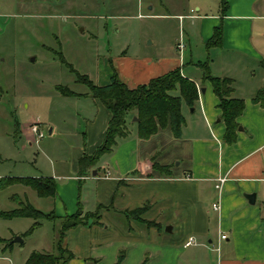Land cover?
<instances>
[{"label":"rangeland","instance_id":"1","mask_svg":"<svg viewBox=\"0 0 264 264\" xmlns=\"http://www.w3.org/2000/svg\"><path fill=\"white\" fill-rule=\"evenodd\" d=\"M253 12L252 45L262 58L234 49L206 48L196 16L220 15V0H0V185L2 177L52 176L56 168L71 170L75 147L83 145V132L97 111L89 86L78 81L71 67L100 85L123 54L176 56L187 76L201 75L197 63L209 60L212 75L236 81L238 96L259 83L264 88V0L257 1ZM65 88L75 94H64ZM183 106L189 126L199 114L192 111L194 106L188 108L185 102ZM15 119L31 130L36 124L31 122H41L44 136L16 140ZM133 119L130 136L137 133ZM108 158L104 155L80 184L85 211L97 209V176L104 174L101 167ZM26 197L36 208L48 209L49 199L30 187L15 183L0 188V264H25L34 251L55 250L42 248L57 235L61 219L44 220L23 237L22 244L8 246L15 232L24 234L33 225L32 218L4 216ZM198 242L206 246L167 245L163 261L157 257L151 264H218L217 245L213 249L208 239Z\"/></svg>","mask_w":264,"mask_h":264},{"label":"crops","instance_id":"2","mask_svg":"<svg viewBox=\"0 0 264 264\" xmlns=\"http://www.w3.org/2000/svg\"><path fill=\"white\" fill-rule=\"evenodd\" d=\"M257 1L228 0L227 10L221 7L220 15H195L200 19L203 43L207 44L215 28L222 26L223 42L215 48L239 50L262 58L252 45L249 19L256 16L253 11ZM115 65L122 80L134 88L181 68L182 59L123 54ZM200 72L198 76H187L182 71L195 81L200 92L192 110L198 111V120L193 119L189 126L185 123L180 138H175L169 129L160 130L147 140L140 139L137 132L104 160L100 167L105 171L97 176L95 193L98 206L109 208L101 210L100 224L89 221L67 231L65 243L75 255L68 264H116L121 254L120 264H151L157 257L163 261L167 245L175 247L176 242L185 248L196 243L205 245L198 242L203 239H208L213 249L217 245L218 264H264V106L253 101L264 88L259 83L238 96L233 79V95L245 100V109L237 118L242 127L237 131V140L228 144L224 140L226 125L220 117L219 98L212 84L202 79V69ZM221 75L215 72L214 76ZM111 76L103 77L100 86L108 85ZM94 103L97 111L83 132L86 138L83 145L75 147L71 170L56 168L52 176H43L57 181L67 179L64 183L57 182L55 196L43 197L49 199L48 209H37L44 213L55 212L64 217L75 214L80 205L84 213L94 212L85 211L81 201L80 184L88 176L75 172L80 158L85 153L92 154L103 143L111 119V112L99 99ZM182 111L185 116L183 104ZM32 123L41 125L38 121ZM14 125L16 140L31 134L36 137L30 125H22L16 119ZM154 157L160 164L171 167L172 176L147 175ZM175 160H179L178 165ZM221 177H226V181L218 189ZM246 193H255V203L249 202ZM25 201H29L28 197ZM215 203L219 209L214 208ZM141 207L145 209L140 219L126 214ZM141 219L156 225H147ZM169 225L172 231L165 229ZM224 234L227 236L223 239ZM191 237L195 241L185 246ZM55 239L54 235L42 250H53Z\"/></svg>","mask_w":264,"mask_h":264},{"label":"trees","instance_id":"3","mask_svg":"<svg viewBox=\"0 0 264 264\" xmlns=\"http://www.w3.org/2000/svg\"><path fill=\"white\" fill-rule=\"evenodd\" d=\"M223 11L228 8V0H221ZM223 42V27H216L213 36L206 44L207 49L220 46ZM264 66V60L262 61ZM197 65L203 70L204 81H209L215 95L219 98V108L221 109V120L226 125L224 140L232 144L237 140L239 123L237 118L245 109V100L235 97L234 80L228 77H218L211 74L209 60L198 62ZM77 73L78 81L87 84L91 90V95L99 99L103 105L111 112L103 143L92 153L84 154L79 160V173L86 176L88 170L94 168L99 160L106 154L111 155L119 144L130 137V124L132 118L137 117L136 124L138 137L142 140L150 139L160 130L169 129L175 138L182 136L183 127L186 123L182 111V104L185 102L190 107L195 105L199 98L198 87L195 81L185 77L182 69H175L161 76L151 79L147 84L138 85L131 88L122 80L118 71L113 68L111 81L108 85L100 86L95 84L87 75ZM64 94L74 95L70 88L61 89ZM179 92V93H178ZM256 103L264 106V89L259 91L253 98ZM147 175L172 176L171 167L162 165L154 157L151 159V169ZM15 183L24 184L31 187L40 197H51L57 194V182L53 177H3L0 188H6ZM109 208L100 204L94 212H83L82 206L72 215L59 217L55 212L44 213L35 208L29 201H20V206L4 214L5 217H29L34 219V223L22 237L32 234L35 229L43 224L44 220L57 221L61 219V226L57 231L54 252L34 251L31 253L25 264H68L75 255L70 251L65 243L66 233L71 228L88 224L92 221L100 224L101 210ZM145 207L126 211V214L140 219ZM147 225H156L153 221L141 219ZM13 244L8 242V246ZM123 254L119 256L116 264H120ZM144 264V263H143Z\"/></svg>","mask_w":264,"mask_h":264},{"label":"built area","instance_id":"4","mask_svg":"<svg viewBox=\"0 0 264 264\" xmlns=\"http://www.w3.org/2000/svg\"><path fill=\"white\" fill-rule=\"evenodd\" d=\"M180 48H182V46L180 45ZM32 131L35 133V135L38 137V138H42L44 136V134L40 131V128L37 124L33 125L32 127ZM226 181V177H221L218 179V183L216 185V187L218 189H221L222 188V184ZM214 208L215 209H219V204L218 203H215L214 205ZM227 235H222V238H226ZM195 241V239L193 237H191L185 244V246H189L191 245L193 242Z\"/></svg>","mask_w":264,"mask_h":264},{"label":"water","instance_id":"5","mask_svg":"<svg viewBox=\"0 0 264 264\" xmlns=\"http://www.w3.org/2000/svg\"><path fill=\"white\" fill-rule=\"evenodd\" d=\"M133 120H134V121H138V118H137V117H134ZM239 128L241 129L242 127H239ZM51 131H52V130H50V132H51ZM93 173H94V175L97 174L96 171H94ZM245 197L249 200L250 203H255V197H256L255 193H246V194H245ZM166 230H168V231H172V227H171V226H168V227L166 228ZM23 242H24L23 237H22L21 235H17V236H15V237H14L9 243H11V244H15V243H20V244H22Z\"/></svg>","mask_w":264,"mask_h":264}]
</instances>
